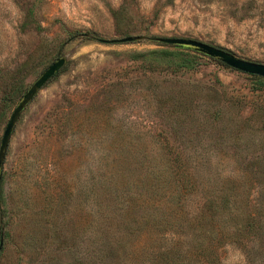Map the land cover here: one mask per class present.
I'll return each instance as SVG.
<instances>
[{"label":"rangeland","instance_id":"374dc122","mask_svg":"<svg viewBox=\"0 0 264 264\" xmlns=\"http://www.w3.org/2000/svg\"><path fill=\"white\" fill-rule=\"evenodd\" d=\"M156 37L264 64V0H0V140L66 59L10 138L0 264H264V86L133 61Z\"/></svg>","mask_w":264,"mask_h":264},{"label":"water","instance_id":"95a60500","mask_svg":"<svg viewBox=\"0 0 264 264\" xmlns=\"http://www.w3.org/2000/svg\"><path fill=\"white\" fill-rule=\"evenodd\" d=\"M140 36H127L120 39L110 40L111 44H124L141 40ZM155 42L171 46H179L200 54L207 58L217 61L218 63L231 68L235 71L245 73L248 75L264 78V64L255 63L240 59L228 51L220 48L208 45L206 43L185 39V38H164L156 37L152 39ZM66 65V59L64 57H58L52 62L39 76L38 78L27 88L23 93L13 111L11 112L9 119L5 125L1 140H0V183L1 172L7 149L9 147L10 138L13 134L15 126L25 108L33 101L38 92L50 81L56 74H58ZM3 247V238H0V249Z\"/></svg>","mask_w":264,"mask_h":264},{"label":"trees","instance_id":"16d2710c","mask_svg":"<svg viewBox=\"0 0 264 264\" xmlns=\"http://www.w3.org/2000/svg\"><path fill=\"white\" fill-rule=\"evenodd\" d=\"M99 41H103V40H99ZM157 45L162 47L163 49L151 50L147 52H134L131 54L130 57L132 58L133 61H139L141 65H143V67L147 69H151L153 67H165V68L174 69V70H193L194 69L193 62L188 56V51H191V50H188L186 48L179 47V46H171V45H165V44H160V43H157ZM164 48H171L173 50H168ZM197 55H200V54H197ZM61 72L62 70L58 74H56V76H58ZM255 78L258 79L257 88L259 89L263 88L264 80L256 76ZM2 229H3V225L1 223L0 230L2 231ZM1 237L3 238L2 233H1L0 238ZM0 252H2V249H0Z\"/></svg>","mask_w":264,"mask_h":264}]
</instances>
